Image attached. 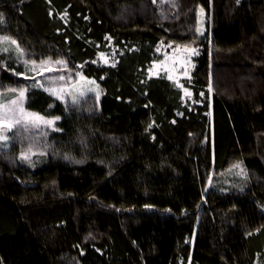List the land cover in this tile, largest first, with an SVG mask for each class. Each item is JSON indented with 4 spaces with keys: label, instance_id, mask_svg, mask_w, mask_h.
I'll use <instances>...</instances> for the list:
<instances>
[{
    "label": "trees",
    "instance_id": "trees-1",
    "mask_svg": "<svg viewBox=\"0 0 264 264\" xmlns=\"http://www.w3.org/2000/svg\"><path fill=\"white\" fill-rule=\"evenodd\" d=\"M0 14L20 47L0 51V89L58 118L0 150V264H264V0H0ZM169 43L197 48L190 97L148 74ZM45 59L99 96L47 91L29 63Z\"/></svg>",
    "mask_w": 264,
    "mask_h": 264
},
{
    "label": "rangeland",
    "instance_id": "rangeland-1",
    "mask_svg": "<svg viewBox=\"0 0 264 264\" xmlns=\"http://www.w3.org/2000/svg\"><path fill=\"white\" fill-rule=\"evenodd\" d=\"M207 16L204 10H200L199 16V33L207 32ZM7 36H0V51L13 50L16 55L20 52V47L5 41L3 38ZM18 44V43H17ZM7 49V50H5ZM197 55L196 47H188L182 45L161 44L155 52V59L148 68L150 76H165L172 80L176 85L183 89L185 97L192 95L191 90L185 86V79L191 76L195 64V56ZM99 60L104 64L114 63L113 51H102L99 53ZM47 61V64L42 62ZM63 60L45 59L39 62L30 61L32 70L36 74L38 82L50 93L63 101H77L84 97L87 93L100 94L98 82L94 79L88 78L81 72L72 73L66 70V63H55ZM35 62V63H33ZM48 69H52L49 71ZM64 77V79H60ZM16 89V92L9 91ZM19 90H24V96L19 97ZM11 101H16L11 104ZM26 88H6L0 89V150L7 147L10 140V133L14 132L18 126L31 127L34 129L44 127H54L57 117H48L41 113L28 109L25 105ZM20 108H23L25 113H33L42 117L40 120H33L25 118L21 124H15L14 120L20 116ZM7 110V111H6ZM53 121L51 125L46 123ZM6 124L12 125L11 128L6 127ZM25 156V154H23ZM28 155V154H26Z\"/></svg>",
    "mask_w": 264,
    "mask_h": 264
},
{
    "label": "snow or ice",
    "instance_id": "snow-or-ice-1",
    "mask_svg": "<svg viewBox=\"0 0 264 264\" xmlns=\"http://www.w3.org/2000/svg\"><path fill=\"white\" fill-rule=\"evenodd\" d=\"M3 21V16H2V14H0V22H2ZM5 41H9V38L8 37H4L3 38ZM10 43L11 44H13V45H16L17 46V48H19V45L17 44V41H15V40H10ZM5 50H7V49H5ZM33 63H35V62H33ZM43 64H47L48 62L47 61H44V62H42ZM55 63H57V64H61V63H63V61H56ZM49 71H51L52 69H48ZM60 79H64V77H60ZM9 91H13V92H16L17 90L16 89H10ZM23 96H24V90H19V97L22 99L23 98ZM16 103V101H11V104H15ZM7 111V110H6ZM19 112H20V116H19V118H16L15 120H14V123L15 124H21L24 120H25V118H31V119H33L34 121L35 120H40V119H42V117H39L38 115H36V114H33V113H25V111L23 110V108H20V110H19ZM58 119V118H57ZM46 123H48L49 125H51L52 123H54L53 121H47ZM6 127H8V128H11L12 127V125H10V124H6L5 125ZM235 167H240V165H235Z\"/></svg>",
    "mask_w": 264,
    "mask_h": 264
}]
</instances>
